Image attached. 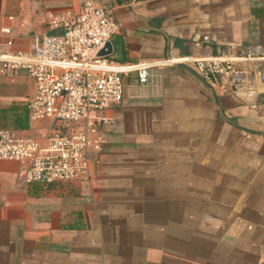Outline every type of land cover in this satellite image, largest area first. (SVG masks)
Instances as JSON below:
<instances>
[{"label":"crops","instance_id":"obj_1","mask_svg":"<svg viewBox=\"0 0 264 264\" xmlns=\"http://www.w3.org/2000/svg\"><path fill=\"white\" fill-rule=\"evenodd\" d=\"M99 1L121 62L199 57L198 35L264 49V0ZM81 4L0 0V49L32 51ZM34 94L27 75L0 74V125L13 126L0 127L38 135ZM108 114L87 182L26 185L22 163L0 161V264H264V81L221 94L194 64L156 66Z\"/></svg>","mask_w":264,"mask_h":264},{"label":"built area","instance_id":"obj_2","mask_svg":"<svg viewBox=\"0 0 264 264\" xmlns=\"http://www.w3.org/2000/svg\"><path fill=\"white\" fill-rule=\"evenodd\" d=\"M49 24L59 31L44 35L32 51L0 49L1 75L25 74L35 83L28 113L31 122L39 123L38 135L0 127V161L22 163L21 181L26 185L91 179L93 136L101 140L102 129L112 123L108 111L122 103L131 75L148 83L156 66L194 64L203 81L221 94L264 81V49L214 47L209 35L193 39L195 46L207 50L199 57L137 64L101 55L118 26L99 0H82L77 16L52 15ZM2 32L10 36L12 29Z\"/></svg>","mask_w":264,"mask_h":264},{"label":"water","instance_id":"obj_3","mask_svg":"<svg viewBox=\"0 0 264 264\" xmlns=\"http://www.w3.org/2000/svg\"><path fill=\"white\" fill-rule=\"evenodd\" d=\"M114 51V46L112 42H108L106 48L101 51V55H112Z\"/></svg>","mask_w":264,"mask_h":264},{"label":"trees","instance_id":"obj_4","mask_svg":"<svg viewBox=\"0 0 264 264\" xmlns=\"http://www.w3.org/2000/svg\"><path fill=\"white\" fill-rule=\"evenodd\" d=\"M26 122L22 125L23 128H28L29 123H28V117L25 118Z\"/></svg>","mask_w":264,"mask_h":264},{"label":"rangeland","instance_id":"obj_5","mask_svg":"<svg viewBox=\"0 0 264 264\" xmlns=\"http://www.w3.org/2000/svg\"><path fill=\"white\" fill-rule=\"evenodd\" d=\"M0 126H7V127H13V126H11V125H7V124H2V125H0Z\"/></svg>","mask_w":264,"mask_h":264}]
</instances>
